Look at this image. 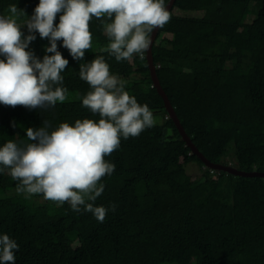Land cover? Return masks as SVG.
<instances>
[{"label": "trees", "instance_id": "obj_1", "mask_svg": "<svg viewBox=\"0 0 264 264\" xmlns=\"http://www.w3.org/2000/svg\"><path fill=\"white\" fill-rule=\"evenodd\" d=\"M38 3L0 0V14L15 4L30 17ZM170 12L153 58L187 134L214 164L264 172V0H176ZM21 30L29 35L26 26ZM90 31L92 49L80 61L58 42L69 61L61 73L66 102L33 110L0 104V147L24 141L26 129L44 120L50 131L76 119L98 121L82 106L90 88L79 77L80 64L96 55L160 121L138 137L121 138L105 157L115 170L102 178L105 190L94 202L108 209L102 223L67 203L25 198L7 170L0 173V235L18 244L15 264H264V178L206 165L169 116L147 51L143 59L117 62L99 51L108 43L101 21L93 18ZM35 35L27 51L42 60L49 40ZM191 162L198 165L192 173Z\"/></svg>", "mask_w": 264, "mask_h": 264}, {"label": "clouds", "instance_id": "obj_2", "mask_svg": "<svg viewBox=\"0 0 264 264\" xmlns=\"http://www.w3.org/2000/svg\"><path fill=\"white\" fill-rule=\"evenodd\" d=\"M170 10L165 0H39L29 17L15 4L9 5L7 14H0V56L4 57L0 104L33 110L66 102L69 91L61 73L69 61L58 50V42L73 59L82 60L92 49L93 18L101 21L108 40L99 51L117 62H131L134 56L144 58L151 34L170 22ZM25 26L27 36L21 30ZM37 32L50 44L42 60L27 51ZM79 77L90 88L81 97L82 106L99 120L76 119L74 125L63 122L51 131V123L44 120L39 128H27L24 141L8 140L0 147V173L7 170L17 182V193L25 198L42 195L58 206L67 203L73 211L92 213L102 223L108 209L94 202L105 190L102 178L115 170L105 157L119 149L121 138L138 137L158 119L148 104L138 103L126 91L127 81L110 72L103 55L80 64ZM111 210L115 212V204ZM17 250L15 240L0 235V264H15Z\"/></svg>", "mask_w": 264, "mask_h": 264}, {"label": "water", "instance_id": "obj_3", "mask_svg": "<svg viewBox=\"0 0 264 264\" xmlns=\"http://www.w3.org/2000/svg\"><path fill=\"white\" fill-rule=\"evenodd\" d=\"M176 0H169L167 3V9L170 10ZM159 28L155 29L154 32L151 34V45L150 48L147 50V60L149 63L150 71H151V77L154 83V86L157 88L159 94L163 97L164 99V104L166 107V110L169 114V116L174 120L176 126L178 127L183 139L187 142V145L192 149L193 153L198 155V157L208 166L219 169V170H226L228 172L237 174V175H242V176H249V177H263L264 178V172L260 171H242V170H237L235 168H232L230 166H224L220 163L214 164L212 163L199 149L198 147L193 143L192 139L190 136L187 134L184 126L182 125L174 106L172 105L169 96L165 92L164 88L161 85L160 79L157 74V69L154 63V58H153V43L157 37Z\"/></svg>", "mask_w": 264, "mask_h": 264}, {"label": "rangeland", "instance_id": "obj_4", "mask_svg": "<svg viewBox=\"0 0 264 264\" xmlns=\"http://www.w3.org/2000/svg\"><path fill=\"white\" fill-rule=\"evenodd\" d=\"M190 14H192V15H199L197 12H193V13H190ZM138 90H140V88H138ZM158 119V122L160 121V118H157ZM187 170L189 171V172H195V171H197L198 170V165L195 163V162H191V163H189L188 165H187ZM38 200H40V201H47V200H45L44 198H43V196H40V197H36ZM166 264H179V263H166Z\"/></svg>", "mask_w": 264, "mask_h": 264}]
</instances>
